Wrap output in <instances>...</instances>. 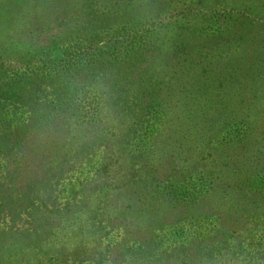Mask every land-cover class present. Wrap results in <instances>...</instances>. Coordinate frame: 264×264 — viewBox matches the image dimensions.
<instances>
[{
  "label": "trees",
  "instance_id": "obj_1",
  "mask_svg": "<svg viewBox=\"0 0 264 264\" xmlns=\"http://www.w3.org/2000/svg\"><path fill=\"white\" fill-rule=\"evenodd\" d=\"M50 1V9L60 17L59 0L47 4ZM151 1L91 0L88 12L69 10L66 17L74 20L71 32L58 35L53 50H39L33 63L7 71L6 80L0 75V88L17 87L20 99L22 91L34 95L37 84L55 87L44 98L51 101L44 115L20 112L11 120L7 119L12 106L9 94L0 95V146L13 143L12 130L21 125L35 129L39 124L34 120L44 121L39 123L45 129L61 124L66 139L43 177L54 180V185L55 172L61 169L53 166L60 156L83 153L86 142L100 139L109 143L101 172L110 178L103 188L113 193L104 196L102 204L112 195L111 202L116 198L112 209L122 217L135 214L144 219L146 215L154 224L158 219L165 223L170 212L180 213L175 224L218 228L215 241L219 230L223 241L230 237L224 232L228 226L219 223L232 220L254 223L264 234V0H213L204 13L199 7L207 8L205 0L182 5L178 0H163L168 5L178 1L171 18L181 22L179 30L187 26L185 20H191L187 27L194 31L186 41L178 34L176 43V36L172 38L169 54L159 48V33L163 30L162 36H167L169 24L163 28L150 22L146 9ZM38 7L43 12L41 4ZM47 7L34 18L50 25L44 20ZM82 19L105 21L98 32L88 34ZM111 22L113 27L103 32ZM208 56L212 57L207 64L203 59ZM159 59L166 63H157ZM13 147L18 146L13 143ZM6 162L0 153L3 190L9 172H17L8 171ZM163 165H169V173L158 176ZM86 166L68 174L60 183L62 192L67 193L77 183L76 174H85L91 164ZM43 179L23 194L33 202L31 223H23L19 231L0 224V264H54L55 258L64 257L59 253L69 249V240L82 238L84 228L79 222L87 206L103 208L93 186L85 203L45 213L37 204L44 200ZM12 195L8 206L0 204V217L7 211L18 222L25 212L18 201L23 195ZM72 217L74 222L69 220Z\"/></svg>",
  "mask_w": 264,
  "mask_h": 264
},
{
  "label": "rangeland",
  "instance_id": "obj_2",
  "mask_svg": "<svg viewBox=\"0 0 264 264\" xmlns=\"http://www.w3.org/2000/svg\"><path fill=\"white\" fill-rule=\"evenodd\" d=\"M46 1L49 0H34L33 2H30V0H0V75L3 76V80H6L11 68L18 69L20 67L22 69L26 62L33 63L36 60L35 58L38 57L35 55L36 52L39 50L41 52V50L46 48H52L51 50H53L56 47L53 45L57 40V36L61 33L71 32H68L74 22L71 17L68 18L71 14L70 12H72L71 10L88 12L91 8V0H59L63 12L59 17L58 12H53L50 9L52 1L48 2V4ZM178 1L181 5L182 2H188V0ZM178 1L168 5L163 0H153L151 3L148 2L149 5L146 9L148 10L146 15L152 17L151 23L161 26L169 24L167 25V36H162L163 30L159 33L161 44L159 48H163L162 51H165L166 54H169V50L174 45L172 38L176 36L174 43L177 42L179 37L186 41V36L191 34L192 37L194 32L187 27H191V20H185L183 24H187V26H182V29L179 30V26L182 25L181 22H175V19L171 18L177 13ZM211 1L213 0H205L207 8L199 7L203 11L201 13L210 8ZM20 2H23L21 7ZM39 4H41L43 12L45 5L48 6V12L44 14V20L50 21V25L39 23L34 18V16L43 13L38 7ZM69 10L70 12H68ZM66 15L68 16L66 17ZM186 15L191 17L192 14L186 12ZM82 20L85 30L89 32L88 34H95L102 26L101 23L109 19L106 18L103 21L100 19ZM112 25L113 23L111 22L110 27L104 26L103 32L105 30L108 32L113 27ZM163 28H166V26ZM80 34L82 36L83 33ZM182 44L185 47L187 45V43ZM211 57L208 56L203 60L207 64L208 62L211 63ZM157 63L162 65L166 61L159 59ZM215 63L220 64L219 61ZM58 84L62 86L63 81H59ZM40 85L37 84V87H33L34 95H32L33 93L30 90H26L29 93L24 95V91H22L21 99L24 103L21 102L20 92L17 87L12 89L5 85L0 88V95L6 97L5 95L9 94L8 99L10 100V105H12L10 106V113L7 119L11 120L13 115H18L20 112H27V114L32 112L33 115H35L34 113L44 115L43 113L47 112L51 101L49 98L47 100L44 98L47 97L49 90L53 92L55 87L51 85L46 87L48 84L42 87ZM54 93L53 97L55 98ZM38 96L39 98L36 99ZM27 99L28 101L25 102ZM22 104L24 107H22ZM25 104L31 106L28 107ZM55 111L53 110V112ZM39 122L44 121L40 120L37 122L34 120V124H39L35 129L32 128V125L30 127L29 125H21L17 129L12 130L14 133L12 137L14 141L12 142L18 146L17 148L13 147V143H10L9 146H0L3 160L8 161L6 162L9 167L8 171L17 169L16 175L11 171L7 175L9 179L6 180L5 184L10 188L6 187V190L0 188V204L2 205L8 206V197L13 193L12 198L17 195H23L27 191L26 188L28 186L39 184L43 177L49 173L50 161L60 154L67 132L63 130L61 124L45 129L41 127L43 124ZM92 133L97 134L100 131H93ZM5 142L3 141L2 145ZM108 145L107 141L104 142L98 139L97 142H86L83 153L76 152L73 157L60 156L56 165L53 166L61 169L60 172L58 170L55 172L56 184L52 183L54 180L43 179L44 200L37 203L40 210L47 213V211L52 209L63 210L65 206L71 208L76 207V204L80 202L85 203V195L91 192L93 186L97 188V195L95 196H98V199L100 198L101 204L104 203L106 200L104 196L107 198V194L111 193L104 192L103 188L106 182L109 183L110 177L101 172L102 161L107 155ZM87 163L91 164V167L86 172L87 174L80 175V172L78 174L75 173L79 176L75 177V182L77 183L73 184L67 193L62 192L61 187H59L60 183L64 179H68L75 172L74 170L86 166ZM137 164L140 163L138 162ZM168 166H161V172H159L158 176L168 174ZM111 194L113 195V193ZM112 195L110 198H112ZM110 198L107 203L102 204L103 208H100L99 211L94 209L93 206H87L88 211L81 215L82 221L79 222L83 224L84 228L82 238L77 236V238L69 240V249L65 253L62 250L59 254H64V257L55 258L53 260L54 264H264V234L260 229H257L258 226L254 223H248L247 221L237 223L233 220L227 224L225 222L219 223L222 227L228 226L224 232L229 233L230 237L228 236L226 241H223L222 235H220L222 230H219V235L215 241V233L218 228L199 230L198 228L175 224L174 221L179 216H182L180 213H168L167 219L164 220L165 223H159L158 219V222L152 224L151 221H148L146 215L144 219L138 218L141 220L139 221L135 214L126 216L127 220H125V216L122 217V214L112 209V203L116 202V198L112 202ZM29 200L30 198L28 199L24 195L21 200H18L23 202L22 207L25 208V212L18 219V222L11 220L10 214L6 211L3 212L4 216L0 217V224L2 222L6 223L10 229L18 231L23 227V223L27 226L28 222H30L29 216L33 214L32 209H30L33 202ZM25 201L29 205H24ZM69 220L74 222L76 218L72 217ZM127 224L129 229L126 228ZM29 228L31 227L29 226ZM161 250L162 252H160ZM39 262L44 264V262ZM50 263L53 264L52 261Z\"/></svg>",
  "mask_w": 264,
  "mask_h": 264
}]
</instances>
